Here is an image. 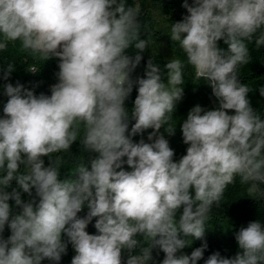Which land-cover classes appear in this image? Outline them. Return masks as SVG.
Listing matches in <instances>:
<instances>
[{"label": "clouds", "instance_id": "9594fccd", "mask_svg": "<svg viewBox=\"0 0 264 264\" xmlns=\"http://www.w3.org/2000/svg\"><path fill=\"white\" fill-rule=\"evenodd\" d=\"M182 7L186 14L168 35L185 59L171 58L162 70L153 56L133 79L152 36L137 0H0V52L18 43L40 64L59 61L50 95L3 85L0 264H59L68 244L71 264H153V250L164 254L159 264H198L229 185L239 178L248 197L264 199V115L240 79L252 59L249 44L264 47V0H183ZM130 47L134 57L125 54ZM189 67L218 107L189 110L181 124L186 154L177 161L160 129L175 132ZM13 71L9 63L0 79ZM259 92L264 97V86ZM148 129L149 142L134 141ZM77 141L97 155L87 163L73 155ZM69 164L74 178L60 179ZM93 220L96 234H89ZM193 240L201 246L184 254ZM235 240L234 256L215 251L204 264H264V222H248Z\"/></svg>", "mask_w": 264, "mask_h": 264}, {"label": "trees", "instance_id": "16d2710c", "mask_svg": "<svg viewBox=\"0 0 264 264\" xmlns=\"http://www.w3.org/2000/svg\"><path fill=\"white\" fill-rule=\"evenodd\" d=\"M137 2L141 4L142 12L140 20L145 22L152 36L150 40L151 47L142 53L143 59L141 64L132 73L133 79L144 75L146 63L153 56L154 62L158 63L162 70L171 58L185 59L179 45L173 44L168 35L171 23L181 20L186 14V10L182 7L183 0H137ZM126 3L127 6H132L134 0H126ZM189 3H191V0H189ZM141 38H146V34L142 33ZM218 43L221 48H227V45L222 40ZM249 49L252 59L248 65L241 68L240 79L242 83L249 84L253 88V91L249 92L248 98L252 107L264 115V97L259 92V88L264 86V47L257 49L255 44L252 43L249 44ZM125 54L134 57L136 50L130 47L126 50ZM9 63L14 64V71L7 81L0 79V116H3V106L8 99L3 94V85L5 83L15 85L19 82L26 88L33 90L36 95L40 93L50 95V86L57 83L56 73L59 71V61L56 58L40 64L39 61L33 60L31 57L20 52L17 43L15 46L10 44L8 51L0 52V69L6 68ZM33 68L37 70L36 73L29 71ZM183 87L184 97L178 102L173 113L174 120L172 123H176L174 134L169 135L163 127L160 129V133L165 136L169 141L170 147L175 151L174 159L177 161L186 154L187 145L183 142L181 124L186 119L189 110L197 104L206 110L218 107V102L212 95L211 88L203 81H197L190 67L185 70V84ZM136 95L137 91L134 87L130 97L125 101V107L128 109L129 114H131L133 109ZM131 123H134V121L130 122V127ZM152 131V129H148L143 133V136L137 135L133 139L135 142H138L143 138L146 142H149L147 137ZM71 152L75 156L82 155L86 163L90 158L97 155L96 153L83 152L78 141L72 145ZM44 159L47 165L48 160L46 157ZM70 169V164L63 166L60 170V179L74 178L71 175ZM15 187L16 182L13 181L11 186L6 190L11 192ZM246 187L245 185H241L239 178H237L236 182L229 185L225 190L220 207L213 208L212 218L205 231L208 248L204 253V259L198 261V264H204V260L215 251H219L222 256H234L239 251L235 240V232L242 226H246L250 221L261 220L264 222V199L257 198V200H254L248 197ZM261 187L264 188V185ZM22 199L27 200L29 197L27 194L22 193ZM9 203L14 206L13 201H9ZM86 213L87 208L85 207L79 215L84 216ZM94 223L95 220L86 229L89 234H96ZM9 234L10 231L6 228L4 237L6 238ZM64 239L67 238L64 237ZM201 244L202 241L193 240L190 247L183 249V253L190 255L191 251L200 247ZM74 255V249L71 244H68L67 253L62 256L59 264H71ZM153 257V264H159L164 258V254L163 252L157 254V250H153ZM42 264H52V262L45 259L42 261Z\"/></svg>", "mask_w": 264, "mask_h": 264}]
</instances>
